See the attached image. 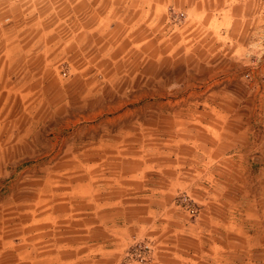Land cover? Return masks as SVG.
Instances as JSON below:
<instances>
[{
	"label": "rangeland",
	"instance_id": "1",
	"mask_svg": "<svg viewBox=\"0 0 264 264\" xmlns=\"http://www.w3.org/2000/svg\"><path fill=\"white\" fill-rule=\"evenodd\" d=\"M0 264H264V0H0Z\"/></svg>",
	"mask_w": 264,
	"mask_h": 264
}]
</instances>
